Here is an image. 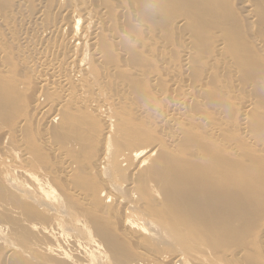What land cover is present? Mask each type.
Here are the masks:
<instances>
[{"label":"rangeland","instance_id":"obj_1","mask_svg":"<svg viewBox=\"0 0 264 264\" xmlns=\"http://www.w3.org/2000/svg\"><path fill=\"white\" fill-rule=\"evenodd\" d=\"M3 1L4 0H0V11L1 10L3 11V12L2 11L0 12V14L2 15V16L0 15V56H1L0 65H4L5 69L2 70L3 72H1V70H0V77L4 78L3 81H1L2 79L0 78V82H1L0 83V89L2 87L3 89L4 88L5 89L7 88V90H14L15 89L18 91H17V94L15 93V90H14V93L12 92L11 94H10V91H8V93L6 92V90H5V92L3 91L4 95H2V99H4V98L6 99L5 96H8L11 100V104H8L6 106L7 107L6 109L9 108V105H10V109H11V107H12V109L10 111L5 110L3 112V114L1 115L3 117H0V136H1L0 142L2 145V146H0V150H2V152H3L4 151L3 147L5 145L4 154H7L9 157H12L13 156L12 153L16 150L17 151L20 150L21 152L25 151L27 153L30 152L31 154L33 153L32 156H29V159L24 161V162H27L28 164L30 162L33 163L32 165H30L31 164L30 163L29 167H28V165L25 166L24 162H22V159H20L21 157H19L20 156L19 152H18V155L16 157L14 165L17 163L18 165H15V166L18 169H22V170L24 169V171L27 173V176H31L32 174H36L33 176H37V175L41 174V172H45L46 170L48 172V171H51L53 169L51 171V173L49 172L51 174L49 181H50V183L51 182L53 184L55 183L54 184L55 186H58V184L61 183L59 180V175L57 178L56 177L57 176L56 169H54V168L50 169L55 162V159L53 158L55 156H52V155H54L52 153L53 151H49L48 147L43 146L42 143L39 142L40 141L39 138L42 135V130L46 126L45 120H44V118H38V116H37L38 113L35 110H33L32 105L30 103L32 97L35 96L34 81L32 78H34L33 77L35 75L34 72H36L34 69L36 68V66L34 65L35 66L34 67L32 65L33 64L32 61L35 60V62H36V60H37L36 58H37V55L39 53V46L43 45L44 43L48 44V42L51 44H55L53 42H57V38L54 36H51V37H47V40H45L46 37L44 39H42L43 41L41 43V40H40L41 38H40L38 32H39V30H41L43 28H48V27L52 28L53 26H55L59 22L60 16H59V9L58 8H60V6H62V7L67 6L68 1L67 0H65V1L64 0H61V1L60 0H34V1L29 0L27 5H26L27 0H11V1L6 0L4 3H3ZM102 1H104V0H100V3L93 2V4L95 6L98 5L97 8L99 7V9L100 8L103 9L102 6L104 8L107 7V10H109V12L111 9V12L109 13V16H111V17H114L113 16L114 12H115V14L117 13L118 16H117V14L116 15L114 14L115 17L113 18L114 25H115L114 29H116L115 27L117 26V30H118L117 32H119V30L120 31L122 30L123 35H128V36H125V38L123 37V39L125 40L124 43L126 42L127 44H123L122 39L121 40L119 39L118 40L119 46H118V48H116V50H115V46H116L115 42L113 43L112 39H110V41H109L107 36H105L103 38L104 42L102 40L103 46L107 44V45H109V48H110V49L107 48V45L104 46L105 47V54L107 55V59L104 56L105 60L107 62L106 66H108V64H109V66L117 65V67H118V65H119V70H117V73H119V77H118V74H115L113 76V79H114L113 81H112V77H111L110 79H107L102 84V86L106 89L105 90L103 88L106 91L107 95L112 94L114 92L118 93V95L120 96V99H119L120 101H119V104L117 105L118 108L114 107V114L118 112L115 115H116V117L120 118V121L122 120L124 122V120H127V122L125 121L122 124L120 123V125H122V128L120 126L119 132L117 133L116 138H114L115 141L112 142L113 146L117 147L116 151H121V149L125 150V149H128L129 147L132 148V146L136 147L138 145H143V144L145 145V144L152 143L154 141H159V140L162 141V140L167 139V137H165L166 133L164 135L163 134L161 135V133L159 131H156V130H159V126L157 123L158 118H156V121H153L152 119H150L148 117L143 119L145 121H143L142 118L140 119L141 121L139 119L137 120L134 113H132L133 112V106L136 105L134 108H136V107L143 108L146 110V112H149V113L150 112L155 113L157 111L156 114H159L161 116L162 114L168 113V111L167 112H165V111L171 109L170 105H172L173 103H176V102L180 103L182 101L181 97L184 96V99H183L184 100V106L185 105L186 106H185V112L183 113L184 116L181 115L182 126H181V123H179V125H177L178 132H180V131L182 132L181 133L182 139L179 142L181 144H184L185 146L190 142H191V144H190L191 146L194 143L195 144V147H194L195 150L193 151V146H192V150H191L190 145L189 146L187 145V147H190V149L185 147L184 145H179L180 146L179 149L182 148L185 150L183 151L181 149L182 151L179 150L178 153L188 151L189 153L187 155L185 154L188 157L182 155L184 157H183V160H181L182 156H179L180 159L177 156V159L173 157L174 160H170L168 162L175 161V163H177V166L181 162L183 163V161H185V163H186L187 161L190 162L192 160L191 163H193L194 158L199 159V156H200L198 149H196V148H198V146H196V144H199V143H200V145L202 144L201 146H204V148L207 147L206 149L208 151L211 147H214L215 150L213 149L214 150L213 151L211 149L212 152H210V157H211L210 161L217 160V163L215 162L217 165L216 164L211 165L212 166V172L214 173V175H216V178L222 179V181L224 182L222 185L218 186L217 184L219 183V181H216L215 182L216 183L215 188L208 190L207 194H208L209 201H208V203H206V204H208V207L206 206L205 203H204V205H202V203H200L199 200H201V199L198 200L199 201L198 202L199 212L203 211V213H206V212L211 213L210 214L211 217H209V219L213 217V219H212L213 222H211V224H212V227L215 228V229L212 228V230H214V231L216 230L215 232L217 234H215L214 231L211 230V233H209V234H211L209 236L210 238H208V236H207L208 234L203 235V232H200V230H199L200 228L198 227L199 232L198 231L195 232L194 229L191 230V232L193 231L194 233H197V235H195L194 233H191L184 240L183 239L184 234H182L181 236H179L177 238V241L175 240V242H174V243L178 242L177 243L178 245L176 244L178 247L176 245L172 246L174 244V243H172V245L169 244L168 249L173 250L171 248H174L173 251H175V250L182 251L183 246L184 247H187V246L197 247V245H196L197 243H198V245H200V243H201V245L208 243V247L211 246L210 249L214 251V253H212L213 251L209 250L214 255V256H212V255L210 256L211 253H209L208 259L210 258V261L212 262L211 264H213L214 262L216 264H218V262H222L219 264H238L240 261L241 262L239 264H264V250H263V248H264V238H263L264 237L263 236V234H264V151H263L264 150V19L262 21V18H264V11H263L264 10V0H249V1L248 0H232V1L231 0H200V1H202V3H200L201 5H205V7L206 6L208 7V10L206 9V11L204 12V15L202 14L201 11H199L198 8L195 7V5L197 3L199 4L200 1L199 0L198 1L197 0H191L192 2L191 1L190 2L192 3V5H194L191 8L195 9V10L197 9L196 11L199 12L200 16L199 15L196 16L197 13H192L190 10L191 8L189 9V11H188V9L187 10L185 9L183 11V9L180 8L179 6H176L174 4L172 5V3H168L165 1L163 3L164 7H163V10L161 11V13H159V14L156 13L158 16H156L155 14L152 15L153 10H151V11L148 10V12L146 11L148 9V6H150V7L152 6L151 2L149 1L150 4L149 3L147 4L145 14L142 15V13H141L142 17H146V19H148V20H146L147 21V23H145L146 25L144 24L145 27L143 29L145 31L142 28H139V27L134 25L135 22H136V24L142 22L141 21L142 18H139L140 16L138 13V12H140V9L137 10V8L139 7V4H138L139 0H131L134 2H127V3H126V0L125 1H123V0H105L103 2L104 5H103V3H101ZM127 1H130V0H127ZM203 1H205V3H203ZM39 2H40V5H39ZM105 2H106V4H105ZM121 2H125V3H121ZM95 3H97V4H95ZM134 3L138 4V6L135 7L136 5ZM217 3H218V6H217ZM4 4H5V6H4ZM107 4H110L112 6H108ZM254 4H255V6H254ZM131 5H132V7L133 6L134 7L133 8L131 7V10H130ZM18 6H20V8H18ZM173 7L174 8L177 7L179 9H177V8L174 9ZM225 7H227V8H225ZM37 8H38V10H37ZM48 8H50V9H48ZM17 9L19 10V14H18ZM114 9H116V10L113 11ZM57 10H58V12H57ZM132 10H133L132 15H127V14H130V12H132ZM195 10H193V12H196ZM255 11H257V12H255ZM258 11H259V13H258ZM55 12H56V14H55ZM135 12L137 13L136 15H134ZM210 12H211V14H210ZM125 13H127V14L125 15ZM13 14H14V16H12ZM182 14H183V16H182ZM190 14H192L191 18L189 17ZM6 15L8 16V19H10L9 21H8V19H4V18H7ZM151 15L155 16L156 18H151L152 17ZM177 15H179V16H177ZM131 16H133L132 18H134L135 20L134 19L131 20ZM135 16H136V18H135ZM149 16H151V17H149ZM195 16H196V18H195ZM223 17H225V19ZM39 18H40V21H39ZM116 18L118 21H115ZM187 19H188V22H187ZM226 20H227V25L225 24ZM153 21H155L156 23H158V22L159 23L155 24ZM189 21H190V23H189ZM221 21H223V23ZM111 22H112V18H111ZM173 22H175V23H173ZM183 22H185V23H183ZM195 22H197V24H195ZM198 22H200V23H198ZM12 24H14V25H12ZM41 24H42V26H41ZM118 24H119V26H121V28L118 27ZM147 25H149V26H147ZM134 27H136L135 28L136 30L134 29ZM160 27L162 28V30L158 29ZM243 27H244V29H243ZM136 32L138 34L140 33L139 34L140 36L138 35L136 37ZM161 32H163V33L161 34ZM188 32H190V33L188 34ZM156 33L158 35H156L157 37L154 38ZM192 33H193V35H192ZM260 34H261V37H260ZM224 35H225V37H224ZM161 36H163V38L165 37L166 39H163ZM195 36H197L198 38ZM148 38H150V40ZM151 38H153V40H151ZM23 39H25L26 41ZM138 39H139V41H138ZM143 39H144L145 43L142 41ZM216 39L219 40V45L217 43L218 40L216 41ZM131 40H132V42H131ZM154 40H155V42H154ZM181 40H182V42H181ZM136 41H138V42H136ZM140 41H142V44H140ZM157 41L160 44L157 43V47H156L155 43ZM199 41H201V43H199ZM128 42H129V44H128ZM24 43H26V44H24ZM186 43H187V45H186ZM1 44H3L4 48H3V46H1ZM112 44H114L115 46L113 47ZM137 44H139L140 46L139 45L137 46ZM188 44H189V46H188ZM202 44H206V45L205 46L203 45V47H201ZM220 44H222V45H220ZM126 45L129 47L128 48L125 47ZM130 45H131V47H130ZM158 45H159V47H158ZM199 45H201V46H199ZM232 45H233V47H232ZM12 46H13V48H12ZM160 46H161V48H160ZM163 47L165 50L163 49ZM184 47H185V49H184ZM25 48H27V50ZM28 48H29V50H28ZM34 48H35V50H34ZM37 48H38V50H37ZM119 48H120V50H123L122 53L118 52ZM4 49L6 50L5 52L3 51ZM111 49H112V56H114V60H113V57L111 58V55L109 56V54H111ZM113 49H114V51H113ZM134 49L136 51L135 53H134ZM142 49H143V51H142ZM181 49H182V51H181ZM200 49H201V51H199ZM22 50L24 51L25 55L23 54ZM30 50L31 51L34 50L33 51L34 53L29 52V54H28V51H30ZM184 50H189L190 51L189 55L193 56V57L189 56V58L191 60L189 61V59H188V65L186 67L181 66L182 65L181 64V58H182L181 55H183L182 52H184ZM213 50H214V52H213ZM222 50H224V52ZM236 50H238L239 53H237ZM20 51H21V53H20ZM124 51L126 53L125 55L123 54ZM191 51H192V53H191ZM15 52H17V53H15ZM180 52H181V55H179ZM255 52L257 53L256 55H255ZM7 53H8V56H7ZM20 54H22V55L20 56ZM30 54H32V55H30ZM33 54H34V58L32 59L31 56H33ZM119 54H122L124 56L123 57L119 56ZM142 54H143V58H142ZM175 54H176V56H175ZM236 54H237V56H236ZM29 55H30V57H29ZM149 55H151V56H149ZM214 55L217 56V58H215ZM24 56L27 58L25 59ZM156 56L158 57L159 60L156 58ZM117 57H119V58H117ZM144 58H146V59H144ZM221 58H223V59H221ZM109 59H110V61H109ZM8 60H10V62ZM116 61H119L118 63H120V64H117ZM135 61L137 62L136 66H132V64H134ZM174 61H176V62H174ZM208 61H209V63H208ZM27 62H28L27 65L29 68L26 66ZM192 62H193V64H192ZM6 63L8 64V66ZM125 63H126V65H125ZM189 63H190V65H189ZM128 64H129V66H128ZM199 64L201 67L199 66ZM207 64H209V65H207ZM232 64H233V66H232ZM160 65H162V66H160ZM125 66H126V69H124ZM120 67H121V69H120ZM138 67H140V68L138 69ZM182 67L184 68L183 70H182ZM172 68L174 69V72L172 71ZM9 69L11 70V72H13V74L16 76V78L9 71ZM137 69H138V71H137L138 74L136 73ZM129 70H130V72H129ZM5 71H7V73ZM139 71H142L141 75H140ZM176 72H177V74L179 72L180 75L179 74L177 75ZM132 73H133V75H132ZM142 74H143V76H142ZM145 74H147L146 79L144 78ZM137 75H138V77H137ZM152 75L154 78H156V76H157L155 83H152L151 81L149 82V80H147V78L148 79L153 78ZM175 75H176V77H175ZM174 78H175L176 82L173 81ZM134 79H136V80H134ZM220 79H221V81H220ZM116 80L117 81L119 80L118 81L119 83L121 82L120 85H123L125 83L124 88L127 90L124 89V91L123 90L121 91L120 87L122 89V86L119 85V86H117L120 90V92H119V90L116 87V85L119 83H116ZM171 82H172V84L174 82V84L177 86H175L174 84L172 85ZM21 83H22V85H20ZM114 84H115V86H112ZM10 85L12 86V89H10L11 88ZM7 86L8 87L10 86V88H8ZM130 86H131V88H130ZM199 86H200V91L198 88ZM133 88H135V89H133ZM138 88H139V90L141 88L142 89L139 91ZM191 88H193V89H191ZM25 90H29L28 93ZM111 90H114V91L112 92ZM19 91L20 92L22 91L21 98L16 97V95L20 96ZM24 91H25V94H23ZM193 91H194V93H193ZM18 92H19V94H18ZM162 92H163V94H162ZM170 92H172V93H170ZM187 92L189 93V95L187 94ZM237 92H239V93H237ZM6 93H7V95H6ZM40 93H42V92H40ZM178 93H179V95H178ZM44 94H45L46 98L44 99V95H43L42 96L43 98H41L42 101H43V99L47 100V101H53L54 99L56 100V98H57L56 96L58 95V93H55V92L49 93L47 91ZM13 95H14V97H13ZM24 95H26V96H24ZM31 95H32V97L30 98L29 96H31ZM149 95H150V97H149ZM195 95H196V97H194ZM27 96H28V98H27ZM163 97H164V101H163ZM192 97H194V98H192ZM198 97H199L200 101H199ZM232 97H233V99H232ZM177 98L179 99V101H177L178 100ZM51 99H53V100H51ZM194 99H196V100L194 101ZM26 100L29 102V104H27ZM129 100H131V101H129ZM185 100H187V101H185ZM188 100H190V101H188ZM237 101L238 102L241 101V102L238 103ZM246 102L247 103L251 102V104L254 106H251V109L246 108L247 109L246 110L245 109V106L247 105ZM126 103H129V104L127 105ZM187 103H188V105H187ZM199 103H201V104H199ZM123 104H125V105H123ZM207 104L209 106H207ZM240 104H241V106H240ZM13 108L16 111H14ZM130 108H132V109H130ZM205 108H207V109H205ZM156 109H158V110H156ZM218 109H219V111H217ZM30 110H32V111H30ZM68 110L69 109L67 108V110L65 109V111L62 112V115H66V120L64 121V123L60 120H59L60 122L57 120L55 123L51 124L50 126H47L48 131L51 133V138H52L51 140L56 146L60 143V146L58 145V147L61 150L65 151V152L63 151V153H65V154H63V155H65L64 158L67 161L71 162L73 164V167H75L76 171L74 169V171H75L74 174L76 173V175H74V174L73 175L76 177L74 178V176H73V179H72L74 184L76 185V182H78L77 185H79V187H80V185H82V183L85 180V184L83 183V185L81 186L82 189L86 188L85 186L94 187L93 185L96 184L97 188L95 185L94 190L97 191L98 188L100 190L101 189L100 183L98 182L97 177L95 176L93 171L90 169V164L95 159V158H93L94 157L93 155L95 154L94 144H95V138L97 137L96 134H98V135L100 134L99 129H97V126H96V124H98V121H97V119L94 120L95 118L92 116L89 117L88 115H90V112H87L83 109L76 111V112H80L83 110V112H80L82 114V116H80V117L78 115L79 113L76 115V114H74L75 111H73V110L68 111ZM188 111H190V112H188ZM212 111H215V113H213ZM13 112H15V113L17 112V113L13 114ZM69 112H71L72 114H70ZM127 112H128V115H127ZM204 112H206V113H204ZM189 113H190V115H189ZM196 113H198V115L201 116L202 120L204 119L203 122H200L201 119H200V117L197 116ZM217 113L219 115H221V117H218ZM5 114H7V115H5ZM83 114H85V115H83ZM186 114H188V115H186ZM191 114H194V115L196 114L195 115L196 117L194 115L191 116ZM240 114H242L243 116H241ZM244 114H245V116H244ZM83 116H84V118H83ZM85 116H87V117L85 118ZM189 116L191 119L193 118L195 120V122L192 121L193 119L190 121L189 120L190 118H188ZM182 117H184V118L182 119ZM185 117H187V118H185ZM240 117H242L244 119L246 117V119L248 118L249 120L247 119V122H246V119H245L243 126H241L242 122H241ZM72 118H73V120H76L75 121L76 124H74L73 121H72L73 124L70 123ZM91 118H93V119H91ZM186 119H188L190 121V123L191 122L196 123L194 125L196 127H194V126H193L194 128L190 127L192 129L188 128L190 126V124H189V121L188 122L186 121ZM91 120H92V122H91ZM230 120H231V122H230ZM93 121L94 122L96 121L95 125H94ZM185 121L187 122L186 126L184 125V124H186ZM206 122H207V124L205 125ZM2 123L4 124V126ZM133 123L136 125H133ZM146 123L148 124V126H149V124H151L152 127H149V129H148L146 127L147 126ZM193 123H191V126L193 125ZM203 123L205 125L204 128H203V126H204ZM208 123L209 124L212 123V124H210L211 126L217 124V126L220 128V132L222 130L221 136L224 139L223 140L224 143L222 142V140L220 141V139H218L219 137L217 139L220 142L217 139H215V140H217L215 142V140H214L215 137L213 138L212 135L210 137L209 132L204 131L205 128L210 127V125H208ZM238 123H239V126H238ZM246 123H248V124H246ZM22 124H24L23 127L20 126ZM61 124H64V125L62 126ZM123 124L125 125V127ZM199 124H200V127H199ZM74 125H76V126H74ZM201 125H203V126H201ZM1 126H3V128ZM17 126H18V130L20 129L19 130L20 138L15 137V136H17L15 134L16 131H15V133H13L14 130L17 129ZM95 126H96V129L93 128ZM247 126L249 127V131H248ZM214 127H216V126H214ZM238 127H240V128L238 129ZM146 128H147L148 132H147V130H145ZM241 128L243 129V133L240 132V131H242ZM9 129L11 130L10 132H9ZM124 129H126V130L132 129V132L130 130L124 131ZM153 129H156V130H153ZM235 129L236 130L238 129V131H236ZM7 130H8V133H7ZM84 130L86 133H84ZM191 130H193V131H191ZM194 130H195V132H194ZM31 131L34 132L35 134L32 133ZM134 131L135 132L137 131V132L135 133ZM244 131H245V134H244ZM4 132L7 134V136L5 138L2 137L5 134ZM146 132H147L148 136L146 135ZM200 132H201V134H200ZM206 132H207V134H206ZM125 133H127V134H125ZM26 134H28V135H26ZM87 134H90V141H89V136ZM139 134H141V135H139ZM220 134H219V136H220ZM195 135H196V137H195ZM207 135H209L208 138H207ZM129 136H130V138H128ZM144 136L148 137V138H145ZM22 137L23 138L28 137V138H26V140L23 139V140H25L23 142L24 144H21V145H23L22 147L24 149L21 148V146H19V144H17L19 140H21V142H22ZM162 137H164L165 139ZM239 137L241 138V141H240ZM249 137H250V139H249ZM117 138H118V140H117ZM140 138H142V139H140ZM35 139L37 141H35ZM97 139H98V137H97ZM243 139L244 140L246 139L245 140L246 144H245ZM256 139L258 140V144H257ZM27 140L30 143H28ZM82 140H84V141H82ZM133 140H134V143H133ZM144 140H146L145 143H144ZM26 141H27V144L25 143ZM76 141H79V142L75 143ZM85 141H87V143H84ZM259 141H260V144L262 142L261 145L259 144ZM139 142H141V144H139ZM226 142H228V144ZM238 142H239V145H238ZM240 142H241V145H240ZM73 143H75V145ZM121 143H122V146L120 147ZM29 144H31V146H29ZM72 144H73V146H72ZM207 144L209 147L207 146ZM225 144H226V146L230 144L228 147L231 149L226 147ZM24 145H26V146L24 147ZM33 145L36 148H33ZM82 145L84 147H82ZM128 145H130V146H128ZM232 145L235 148L232 149ZM247 145L248 146L251 145V147L248 148ZM259 146H261V147H259ZM16 147L17 148L19 147V149H14ZM238 147H240L239 150H238ZM31 148L33 149V151ZM10 149H12V150H10ZM37 149H39L38 150L39 152H37ZM224 149L228 150V151H225ZM67 151H69V152H67ZM75 151H76V153H75ZM236 151H237V153L240 154L239 156H237V155L235 156V154H237ZM47 152L48 153L51 152V153L48 154ZM231 152L233 154L235 152V154L233 155V154H231ZM192 153H194V154H192ZM50 154H52L51 157L49 156ZM45 155H46V158L44 157ZM47 155L49 156L50 159L48 158ZM69 155H71V156H69ZM190 155H191V157H190ZM34 156H35V158H34ZM81 156H83V157H81ZM72 157L73 158L77 157V159H73ZM261 157H263V158L261 159ZM171 158H172V156H171ZM184 158H185V160H184ZM188 158H190V159L192 158V159L189 161ZM85 159H88V160H85ZM40 160H42V161L40 162ZM48 161H49V163H48ZM159 161H160V163L157 162L159 167L158 168L156 167V169L158 171H160L159 173L162 174L161 167L163 165H165V167L167 169L169 164H168L166 158H165V160L163 158V160H159ZM163 161H166L167 163H164ZM176 161H178V162H176ZM78 162H80V163H78ZM21 163H22V165H21ZM37 163H39V164H37ZM55 163L56 164L54 167L57 168L58 167L57 165H59V164H57V161ZM136 163H138V162H136ZM157 163H154V164H156V166H158ZM23 164H24V167H22ZM147 164H148V166L151 164V166L148 167ZM154 164H152V162L149 161L146 163V165L144 164L142 167H140L138 169L139 170L138 174L137 175L135 174L136 176H133V178L135 177L133 181H135V179H136V182H138V179H140L139 177H142L144 179V177L146 176L145 185H146V183H147V185L145 187L149 188L150 186L151 187L153 186V183H155V182L157 183V180H155L156 178L152 177L153 174H150L151 176H149V174H147L149 172H147V170H146L147 167L152 168V165L155 166ZM37 165H38V167H37L38 170L36 168ZM39 165L40 166L42 165V166L40 167ZM125 166H128L127 163L124 165V167ZM179 167H180V169H183L184 165L182 166V164H180L177 167V169ZM33 168H35V170H33ZM41 168H43V171ZM1 169L2 170L0 172L3 171V168H1ZM11 169H10V165H9L8 170H11ZM44 169H46V170H44ZM164 169L165 168L163 166L162 170L164 171ZM6 170H7V168H6ZM22 170H20V171L22 172ZM78 170H80V171H78ZM57 171L60 172V170L58 168H57ZM166 171L167 172L169 171L167 174L168 176H172L171 174L169 175V173H172V172H170V168H169V169L164 171L165 174H164V176L161 175L162 177L167 176ZM140 172H141V174H140ZM220 172H221V174H224V177H220V174H219ZM52 173H54V174H52ZM150 173H152V172H150ZM17 174L19 175L20 173H17ZM18 175L15 174V176H18ZM52 175H54V176H52ZM125 175H127V174H125ZM184 175L186 176L187 174L183 171L182 176H184ZM85 176H87V177H85ZM168 176L166 178H163V179H166L167 181H168V179H172L171 177L169 178ZM147 177H149V178L152 177L153 181L150 182V180H152V179L149 180V178H148V180H147ZM186 177H188V175ZM21 178L18 179V183H19V186L21 187V189H25L24 183L26 181H28L27 183L31 182V184L34 183L32 180V177L30 178L31 180L29 178H24V177H23V179H21ZM130 179H131V177H130ZM95 180H97V182ZM91 182H95V183L91 184ZM158 182L160 183V181H158ZM150 183L152 185L149 186ZM20 184H23V185H20ZM36 184H38V183L36 182L35 185ZM28 185H30V184H27V186ZM141 185L143 186V183ZM143 187L140 188V189H142V191L145 190L144 189L145 187L144 188ZM2 191H4L6 194L8 193L4 189V187L2 188L1 183H0V196H3L5 194V193L2 194ZM85 191H87V192H89V194H91V192L88 191V188ZM87 192H85V193L87 194ZM147 192H148V190H147ZM147 192H145L147 195L145 198H143L141 203L145 204V206H146L145 202H147V204L150 206L151 210L154 209L155 213H156V211L157 212L161 211L162 207L164 206V205L162 206L163 202L161 201L162 202V204H161V202L157 203L156 201H152V198H150L151 196L150 197L148 196L150 193L149 192L147 193ZM6 194L3 197H0V199H1L0 204H3V205L6 204V203H4V201H5L4 199L6 198L5 202H7L8 199L11 198L10 193H8L7 196H6ZM217 194L220 196L219 201L215 200V199H217V197L215 196ZM200 198H201V196H200ZM23 199L24 198H20V202H21V200L23 201ZM69 199L72 203H74L73 198H67L66 200L68 201ZM26 200L27 199H24V205L22 203H19L18 202L19 200H17L16 203L20 207H23L26 205V203H25ZM66 200H64V209L62 207L63 204L61 202L56 203L59 205V206L57 205V207H60V208L62 207V210L65 211V215H63V217L67 218L69 216V218H67L68 220L65 218H62L61 219L62 222L63 221L66 223L68 222V224H69V222L71 223V221L78 216H79L78 218H82V216H80V215H82V211H83V216L84 215L89 216V214H90V217H92L96 221L97 225L99 223L98 226L99 227L101 226V229H105L104 231L102 230L103 232H101V233H105V232L107 233L108 232L107 234H109L110 236L109 237L107 236V237L110 240H112V238H110L111 236L113 237V240L114 239H115V241L117 240L116 242H118V243H120V240H121L120 244H121L122 248L120 247V244H118V246H117V244L114 241L115 245L118 248H121V249L124 248V250H126V251L130 249L129 250L130 252H131V250L135 251L134 250L135 247L138 248L137 246L134 247V245H133V249L130 248V247H132V245L129 241H126L127 243L126 242L124 243L125 239H124V237H122L123 234L120 233V231H118V230H120L119 226L117 225L115 220L112 219V217H110V219H109V217L107 216L109 219V221H108L106 215H104L105 216L104 217L103 214H101V213H97L94 211L91 212V211H88V210H90L88 208L86 209V208L78 207L79 204H77L76 202L74 204H72L70 201L68 203H66L67 202ZM154 202L156 203V205ZM29 203H31V202L28 201L27 205H29V207H30L31 204H29ZM65 203L69 204V206L68 205L66 206ZM103 203H105V202L103 201ZM8 204L12 205L13 203H11V200H9V202H7L6 205H8ZM105 204L109 205V204H112V202L110 201L109 203H105ZM33 205H35V204H33ZM33 205H32L31 209H34L35 206L33 207ZM159 207L161 208V210ZM60 208H58V209H60ZM146 208L148 210L150 209L148 207H146ZM155 208H158L159 210H157ZM201 208L204 210H201ZM207 208H210L209 210H212V211H206L205 212V210ZM82 209H85V210H82ZM73 210H75V211L72 212V214H73L72 215L70 211H73ZM216 210H218L219 212H216ZM76 212L80 215H77ZM166 212H168V211H166ZM96 214L97 215L99 214L98 216H101V217L96 216ZM169 214L171 215V214H175V213H169ZM218 214H220V215H218ZM168 215L166 213L167 217H168ZM189 215H190L189 216L190 221H191V219L195 218L193 213H191ZM7 216L6 215L0 216V220L6 221V222H11V220L9 221L7 219L8 218ZM5 217H7V218L3 219ZM157 217L160 218V215H158ZM167 217H165V218H167ZM182 217H184V216H182ZM82 219L85 220L86 218L83 217ZM167 219H169V217ZM215 222L217 224H215ZM63 224L64 223L61 224V229H63L62 226H65V224L64 225ZM213 224L217 225V226L215 227ZM167 226H165V227H167ZM21 228H22V230H21L22 233H19L20 231H16L17 229H15V232H12L11 237L16 238V237H13V233H14L15 236L17 234V237L19 238V240H22L24 237V234L26 235V232L23 233L24 227L21 226ZM223 228L225 230H223ZM20 229H18V230H20ZM108 230H110V231H108ZM114 230H115V232H114ZM25 231H28V230L25 229ZM32 233H30V231H28L27 236H29V237H27V236H25V237L29 238V240L23 239V241H22V242H25V240H26V243L28 241V244H26V245L24 244L26 247H27V245H28V247H31L32 243L34 244V242H36V240H37L36 239L37 237L36 238L34 237L36 240H33L34 238L32 235H34V232H32ZM73 233H66L65 232V234H70L71 236H73ZM199 233H202V234H199ZM212 233L215 234L213 237H211ZM259 234H261V235H259ZM92 235L93 234H91V237L94 236V235L93 236ZM200 235H201V237H200ZM21 236H23L22 239H20ZM34 236H36V235H34ZM205 236H207V237H205ZM180 237H182V239ZM217 237H219V238H217ZM18 238L15 239V241L18 244L21 243L20 245L22 247H24V245L22 244L21 241H20V243L17 241ZM141 238L142 237H140L139 241L141 240ZM179 238H180V240H184V242L183 241L180 242ZM207 239L219 240V241H217V243L214 244V241H213V243H211L212 240H207ZM87 240H90V239L88 238V239H85L86 242H84V240L81 242H84L87 245V242H88ZM142 240H146V242L142 241L143 242L142 244L145 245L149 239L148 240L142 239ZM195 240L197 242L196 244L194 243ZM151 241L152 240H149L148 241L149 243H147V245H149V244H150V246H151V244L157 245L155 241H152V242ZM187 241H190V243L193 244V246H191V244L189 242L185 243ZM192 241H194V242H192ZM260 241L261 242L263 241V243H261ZM182 242L184 245L182 244ZM10 243H11V240L8 237L1 236V244L10 245ZM127 244H128V246H127ZM212 244H214V245H212ZM147 245H145L147 250L152 251L154 249L155 252H157L156 250H158V252H162L163 250L167 251V247H165L166 245L164 246L163 244L162 245L160 244L161 246L158 245L159 249H157L158 248L157 246H154V247L152 246L153 248L150 249V248H148ZM259 245L261 246V248ZM163 246H164V248H163ZM161 247H162V249H160ZM175 247H176V249H175ZM179 247H180V250H178ZM65 249H63V250L67 251L70 248L67 249V247L65 246ZM159 250H162V251H159ZM183 250H185V249H183ZM135 252H138V253L137 254L134 252L129 253L127 251V253L131 254V256H132V254H134V255L136 254L138 256L140 255L138 249ZM219 252H222V253H219ZM233 252H235L234 257H235V255L237 256V257H235L236 260L233 257ZM1 253H2V251H0V264H3L4 263L3 260H4L5 255L3 256ZM241 254H242V256H241ZM134 255H133V257H134ZM219 257L221 258L222 261L220 259H218ZM223 258H225V259H223ZM215 260H217V262ZM205 263L210 264L207 259H205ZM196 264H198V263H196ZM199 264H201V263H199Z\"/></svg>","mask_w":264,"mask_h":264},{"label":"bare ground","instance_id":"obj_2","mask_svg":"<svg viewBox=\"0 0 264 264\" xmlns=\"http://www.w3.org/2000/svg\"><path fill=\"white\" fill-rule=\"evenodd\" d=\"M5 1L6 0H4L3 3ZM8 1H11V0H8ZM67 1H68V5L67 6H65V7L60 6V8H58L59 9V16H60L59 17V22L55 26H53L52 28L51 27L43 28V29L39 30V32H38V34H39V36L41 38L40 39L41 40V43L43 41L42 39H44L46 37L45 40H47V37H51V36L56 37L57 38V42H53L55 44H51V43L48 42V44L44 43L43 45L39 46V53H38L37 58H36L37 60H36V62H35V60L32 61L33 64L31 63L33 66L34 65L36 66V68L34 69L36 72H34L35 75L33 76L34 78H32L33 81H34V93H35V96L32 97L33 94L31 96H29L30 98L32 97L30 103L32 105L33 110H35L38 113V115H37L38 118H44V120H45L46 126L42 130V135L39 138V140H40L39 142L42 143L43 146L48 147V150L49 151H53L52 153L54 155L50 154L49 156L50 157H51V155L52 156H55L53 158L55 159V162L57 161V164H59V165H57L58 166L57 168L60 170V172L57 171V168L54 167L55 164H56L55 162H54L53 166L50 169H52V168L56 169V173H57V176L56 177L58 178V175H59V180H60L61 183L58 184V186H55L54 185L55 183L54 184L52 182L50 183V181H49L50 180L49 178L51 176L50 173H51V171L53 169L51 171H48V172H47L46 169H44L46 171L45 172H41V174H39L40 176L39 175L33 176V175H36V174H32L31 176H27V173L24 171V169L23 170L22 169H18L15 166V165H18L17 163L14 165L15 160H16V157L18 155V152L20 154L19 157H21L20 159H22V162H24L25 160L29 159V156H32L33 153L31 154L30 152L27 153L25 151H22L21 152L20 150H18V151L17 150L16 151L13 150L14 151L12 153L13 156L12 157H9L7 154H4L5 145L3 147L4 148V151L2 152V150H0V171L2 170L1 168H3V171L0 172V183H1L2 188L4 187V189L8 193H10V197L11 198L10 199L7 198L8 199L7 202H9V200H11V203L14 204V205L13 204L12 205H9L10 204L9 203L8 205H6L7 204V202H5L6 201V198L4 199L5 200L4 203H6V204H4V205L3 204H0V213H1L0 216H2V215H4V216L6 215L7 216L8 215L7 216L8 218L5 217L3 219H6L7 218L9 221L11 220V222H6V221H1L0 220V251H2L1 254L3 256L5 255L4 260H3V262H4L3 264H196V263H198V264L199 263L204 264L205 263V259H207L208 262L211 264L212 262L210 261V258L208 259L209 253H211V251H213V250L210 249V247H211L210 245L211 244L209 245L210 247H208V243H206L207 245L206 244H202L201 245V243H200L201 241H200L199 242L200 245H198V243L195 240V242L194 241H192V242H194L195 244L197 243L196 244L197 247H194L193 244L190 243V241H191L190 240V241H187L185 243H188L189 242L191 244V246H193V247H190V246L184 247L183 246V249H185V250L182 249V251H177V250L173 251L174 248H171V247L170 248L173 249V250H169L168 249L169 248L168 246H169V244L172 245V243H174L175 240L177 241V238L179 236H181L182 234H184L183 239L185 240L191 233H194L193 231L191 232V230L194 229V231L196 232V231H198V227L200 228L199 229L200 232H203V235H207L208 234L207 235L208 238H210L209 236L211 234H209V233H211L212 228L215 229L214 227H212V224H211V222H213L212 221L213 217L209 219V217H211V215H210L211 213L206 212V211H212V210H209L210 208H207L205 210L206 213H203V211L202 212H199V206H198V202L199 201H200V203H202V205H204V203L205 204L208 203V201H209L208 194H207L208 193V190L215 188V184H216L215 182L216 181H219V183L217 182L218 183L217 184L218 186L219 185H222L224 183L222 181V179L216 178V175H214V173L212 172V166L211 165H213V164L215 165L217 163V160L210 161L211 160L210 152H212V150L214 149V147H211L209 149V151H208L206 149L207 147L204 148V146H201L202 144L201 145H200V143L199 144H196V146H198V148H196V149H198V152H199V155H200L199 156V159L197 158L198 159L197 160L196 158H194V162L193 163H191V161H192L191 159L193 157L191 159L188 158V160L189 161L191 160V161L190 162L187 161L186 163H185V161H183V163H182L179 160L181 162L180 164H182V166L184 165L183 169H180V167L177 169V167L180 164L177 166V163H175V161L168 162L170 160H174V158L177 159V156L179 158V156H182V155L186 156L189 153L188 151L179 152L178 153V151L182 149V148L179 149V147H180L179 145H184V144H181L179 142L182 139L181 138V133L182 132L181 131L178 132V127H177V125H179V123H181V126H182L181 115L184 116L183 113L185 112V106L186 105L184 106V100H183L184 99V96H183V97H181L182 101L180 103L176 102V103H173L172 105H170L171 106V109L168 108L169 110H166L165 111V112L168 111V113L167 114L166 113L165 114H162L161 116L159 114H156L157 111L155 113H153V112H150L149 113V112H146V110L143 109V108H140V107L134 108L136 106L134 104L135 106H133V112L132 113H134V115L136 116L137 120L138 119L140 120L141 118L143 120L144 118L148 117V118L152 119L153 121H156V118H158L157 119V123H158V126H159V130H156V129H153V130L159 131L161 133V135L162 134L164 135L166 133L165 137H167V139H165L164 137H162L165 140H162V141L161 140H159V141H154L153 140L154 142L149 143V144L138 145L136 147H133L132 146V148L129 147L130 149L128 148V149H125V150H122L121 149V151H116V148L117 147H114L113 144H112V142L115 141L114 138H116V135L119 132L120 126L122 128V125H120V123L122 124L125 121L127 122V120H124V122L122 120L120 121V118L119 117H116V115H115L118 112L114 114V107L118 108L117 105L119 104V101H120L119 100L120 99V96L118 95V93L117 92L116 93L114 92L112 94L107 95L106 94V91H105L106 89L102 86V84L107 79H110L111 77H112V81H113L114 80L113 79V76L115 74H118V77H119V73H117V70H119V65H118V67H117V65H115V66L114 65L109 66V64H108V66H106L107 62L105 60V57L107 59V55L105 54V47L104 46H106L107 44L103 46L102 40L104 42V39L103 38L105 36H107V38L109 39V41H110V39H112L113 43L115 42V45L117 46L116 47L114 44H112L113 47L115 46V50H116V48H118V46H119V44H118L119 43V41H118L119 39L120 40L122 39L123 44H127L126 42L124 43L125 40L123 39V37L125 38V36H128V35H123L122 34V30L121 31L119 30V32H117L118 31L117 30V26L115 27L116 29H114V26L115 25H114L113 18L115 17V15L117 13L115 14V12H114V14H115V15L113 14L114 17H111V16H109V13L111 12V9H110V12H109V10H107V7L104 8L102 6V8L104 9L103 10L101 8L99 9V7L97 8L98 5L95 6L93 4V2L100 3V0H67ZM104 1H102L101 3H103ZM123 1H125V0H123ZM149 1L151 2L152 6L151 7L148 6V9L146 10V6L149 3ZM164 1L165 2H168V3H172V5L174 4L176 6H179L180 8L183 9V11L185 9L186 10L188 9V11H189V9L194 6V5H192V3H191L192 1L191 0H139L138 1L139 7L137 8V10L140 9V12H138L139 13V16H140L139 18H142L141 21L143 23L140 22V23L136 24V22H135L134 25L137 26V27H139V28H142L143 29L145 27V25H146L145 23H147L146 20H148V19H146V17H142V15L145 14V10L147 12H148V10L149 11L153 10L152 15L155 14L156 16H158L156 13H158V14L161 13V11L163 10V7H164V4H163ZM28 2H29V0L26 1V5H27ZM127 2H134V1H131V0L130 1H127L126 0V3ZM97 3H95V4H97ZM121 3H125V2H121ZM200 3H202V1H200L199 4L197 3L195 5V7L198 8L199 11H201L202 14L204 15V12L206 11V9L208 10V7L207 6L205 7V5H201ZM203 3H205V1H203ZM105 4H106V2H105ZM134 4L136 5L135 7L138 6V4H136V3H134ZM39 5H40V2H39ZM103 5H104V3H103ZM107 5L108 6H112L110 4H107ZM4 6H5V4H4ZM217 6H218V3H217ZM254 6H255V4H254ZM131 7H132V5L130 6V10H131ZM18 8H20V6H18ZM175 8H177V7H175ZM225 8H227V7H225ZM48 9H50V8H48ZM177 9H179V8H177ZM37 10H38V8H37ZM115 10L116 9H114L113 11H115ZM190 10H191L192 13H197L196 16L199 15V12L196 11L197 9L195 10V9H192L191 8ZM193 10H195L196 12H193ZM17 11H18V14H19V10L18 9H17ZM57 12H58V10H57ZM255 12H257V11H255ZM132 13H133V10H132V12H130V14L125 13V15L126 14L127 15H132ZM141 13H142V15H141ZM258 13H259V11H258ZM55 14H56V12H55ZM136 14L137 13L135 12L134 15H136ZM210 14H211V12H210ZM12 16H14V14ZM117 16H118V14H117ZM151 16H149V17H151ZM177 16H179V15H177ZM182 16H183V14H182ZM196 16H195V18H196ZM110 17L112 18V22H111V18ZM132 17L133 16H131V20L134 19ZM189 17L191 18L192 17V14H190ZM135 18H136V16H135ZM151 18H156V17L155 16H152ZM223 18L225 19V17H223ZM4 19H8V16H7V18H4ZM263 19L264 18H262V21H263ZM9 20L10 19H8V21ZM39 21H40V18H39ZM115 21H118L117 18H116ZM153 22L155 24H158L159 23V22L156 23L155 21H153ZM187 22H188V19H187ZM221 22L223 23V21H221ZM173 23H175V22H173ZM183 23H185V22H183ZM189 23H190V21H189ZM198 23H200V22H198ZM195 24H197V22H195ZM225 24L227 25V20H226V23ZM12 25H14V24H12ZM41 26H42V24H41ZM147 26H149V25H147ZM118 27L121 28V26H119V24H118ZM135 28L136 27H134V29ZM158 29L159 30H162L161 27L158 28ZM243 29H244V27H243ZM162 33L163 32H161V34ZM189 33L190 32H188V34ZM139 34L136 32V37ZM156 35H158V34L156 33L155 36H154V38L157 37ZM192 35H193V33H192ZM161 37L163 38V36H161ZM195 37H197V36H195ZM224 37H225V35H224ZM260 37H261V34H260ZM148 39L150 40V38H148ZM163 39H166V38L164 37ZM218 39H216V41ZM23 40H25V39H23ZM151 40H153V38H151ZM138 41H139V39H138ZM138 41H136V42H138ZM142 41L144 42V39ZM142 41H140V44H142ZM158 41L155 43V46L156 47H157V43H159ZM131 42H132V40H131ZM154 42H155V40H154ZM181 42H182V40H181ZM199 43H201V41H199ZM217 43L219 45V40L217 41ZM24 44H26V43H24ZM128 44H129V42H128ZM138 45L139 44H137V46ZM186 45H187V43H186ZM203 45L205 46L206 44H202V46L201 45H199V46L203 47ZM220 45H222V44H220ZM1 46H3V44H1ZM188 46H189V44H188ZM125 47L128 48L129 46L126 45ZM130 47H131V45H130ZM158 47H159V45H158ZM232 47H233V45H232ZM3 48H4V46H3ZM12 48H13V46H12ZM107 48H109V45H107ZM120 48H119V51L118 52L119 53H122L123 50H120ZM160 48H161V46H160ZM25 49L27 50V48H25ZM163 49H164V47H163ZM184 49H185V47H184ZM28 50H29V48H28ZM34 50H35V48H34ZM34 50L28 51V54H29V52L34 53L33 52ZM37 50H38V48H37ZM3 51L5 52L6 50L4 49ZM113 51H114V49H113ZM142 51H143V49H142ZM181 51H182V49H181ZM199 51H201V49ZM222 51L224 52V50H222ZM236 51H237V53H239L238 50H236ZM135 52L136 51L134 49V53ZM189 52H190L189 50H184V52H182L183 55H181V52L179 54V55L182 56V58H181V64L182 65L181 66H183V67H186L188 65V59H189V61L191 60L189 58V56H190L189 55ZM213 52H214V50H213ZM8 53H7V56H8ZM15 53H17V52H15ZM20 53H21V51H20ZM191 53H192V51H191ZM23 54H24V51H23ZM123 54L124 55L126 54L125 51L123 52ZM256 54L257 53L255 52V55ZM21 55L22 54H20V56ZM30 55H32V54H30ZM30 55H29V57H30ZM110 55H111V58L113 57V60H114V56H112V49H111V54H109V56ZM124 55L119 54V56H122V57ZM149 56H151V55H149ZM175 56H176V54H175ZM236 56H237V54H236ZM31 57L33 59L34 58V54ZM190 57H193V56H190ZM214 57L217 58V56H215V55H214ZM0 58H1V56H0ZM24 58L26 59L27 57L24 56ZM117 58H119V57H117ZM142 58H143V54H142ZM156 58L158 59L157 56H156ZM144 59H146V58H144ZM221 59H223V58H221ZM8 61L10 62V60H8ZM109 61H110V59H109ZM116 62H117V64H120V63H118L119 61H116ZM174 62H176V61H174ZM136 63L137 62L135 61V63L132 64V66H136ZM208 63H209V61H208ZM27 64H28V62L26 63V66L28 67ZM192 64H193V62H192ZM125 65H126V63H125ZM189 65H190V63H189ZM207 65H209V64H207ZM7 66H8V64H7ZM128 66H129V64H128ZM160 66H162V65H160ZM199 66H200V64H199ZM232 66H233V64H232ZM183 67H182V70L184 69ZM139 68L140 67H138V69ZM4 69H5L4 65H0L1 72H3L2 70H4ZM120 69H121V67H120ZM124 69H126V66H125ZM138 69L136 70V73L137 74H138V72H137ZM9 71L11 72L10 69H9ZM172 71L174 72V69L173 68H172ZM5 72L7 73V71H5ZM129 72H130V70H129ZM139 72H140V75H141V72L142 71H139ZM11 73L13 74V72H11ZM176 74H177V72H176ZM178 74H179V72H178ZM132 75H133V73H132ZM142 76H143V74H142ZM137 77H138V75H137ZM146 77H147V74H145V77L144 78L146 79ZM152 77H153V75H152ZM175 77H176V75H175ZM15 78H16V76H15ZM1 79H2L1 81L4 80V78H1ZM136 79H134V80H136ZM156 79H157V76H156V78H154V77L151 78V79H148L147 78V80H149V82L151 81L152 83H155ZM118 81L116 80V83H119ZM173 81L176 82L175 81V78H174ZM220 81H221V79H220ZM174 82H173V84H174ZM120 83L117 84L116 87L119 86ZM124 84L123 85H120V86H122V89L120 87V90L121 91L122 90L124 91V89H125L124 88ZM171 84H172V82H171ZM20 85H22V83ZM10 86L9 87L7 86V87L10 88ZM112 86H115V84L112 85ZM175 86H177V85H175ZM130 88H131V86H130ZM198 88H199V91H200V86ZM10 89H12V86H11ZM117 89L119 90L118 87H117ZM133 89H135V88H133ZM191 89H193V88H191ZM5 90H6L7 93H8V91H10V94H11L12 92L14 93V90L15 89L14 90H7V88L6 89L5 88L3 89L1 87V89H0V117H3L1 115L3 114V112L5 110H7V111L9 110L10 111L12 109V107L10 109V105H9V108L6 109L7 108L6 106L8 104H11L10 98L8 96H5L6 99L5 98H4L5 100L2 99V95H4ZM120 90H119V92H120ZM125 90H127V89H125ZM138 90H139V88H138ZM17 91L18 90H15V93L16 94H17ZM25 91H27V93H28L29 90H25ZM25 91H24L23 94H25ZM46 91L49 92V93L50 92H52V93L53 92L58 93V95L56 96L57 97L56 100L55 99L54 100L51 99L53 101L44 100L46 98L45 97V94H44ZM111 91L113 92L114 90H111ZM19 92H18V94H19ZM40 92H42L43 94L40 93ZM7 93H6V95H7ZM21 93H22V91L20 92V96H18V95L15 94L16 97H20L21 98ZM170 93H172V92H170ZM193 93H194V91H193ZM237 93H239V92H237ZM162 94H163V92H162ZM187 94L189 95L188 92H187ZM43 95H44V99L42 101L41 98H43L42 97ZM178 95H179V93H178ZM24 96H26V95H24ZM13 97H14V95H13ZM149 97H150V95H149ZM194 97H196V95ZM194 97H192V98H194ZM27 98H28V96H27ZM198 99H199V97H198ZM232 99H233V97H232ZM190 100H188V101H190ZM195 100L196 99H194V101ZM129 101H131V100H129ZM163 101H164V97H163ZM177 101H179V99ZM185 101H187V100H185ZM199 101H200V99H199ZM239 102H241V101H239ZM27 104H29L28 101H27ZM126 104L128 105L129 103H126ZM199 104H201V103H199ZM123 105H125V104H123ZM187 105H188V103H187ZM207 106H209V105L207 104ZM240 106H241V104H240ZM251 106H254V105L251 104V102L250 103H247V105L245 106V109L246 108L247 109H251ZM67 108L70 111L71 110L75 111L74 114H76V115L79 113L78 114L79 117L82 116V114L80 112H83V110H85L87 112H90V115H88V116L89 117L92 116V117L95 118L94 120L97 119V121H98V124H96V126H97V129H99L100 134L99 135L96 134L97 137H98V139H97V137L95 138V144H94L95 154L93 155L94 156L93 158H95V159L91 162L90 169L93 171V173L97 177V180L100 183V186H101L100 188L101 189L99 190V188H98L97 191L94 190L96 184L93 185L94 187H87V186L84 185L86 188H84V187L83 188L85 190L88 188V191H90L91 194H89V192H87V191H85L84 189L81 188V186L83 185V183L85 184V180L82 183V185H80V187H79V185H77L78 182H76V185L78 187L74 184V182H73L72 179H73V176L76 175V173L74 174V172L76 171V169H75V167H73V164L71 162L67 161L64 158L65 157V155H63V154H65V153H63L64 150H61L58 147V145L60 146V143L56 146L52 142V140H51L52 139L51 138V133L47 129V126H50L51 124L55 123L57 120L58 121L60 120V121H62L64 123V121L66 120V115H62V112L65 111V109L67 110ZM81 109H83V110L80 111V112H76V111H79ZM130 109H132V108H130ZM205 109H207V108H205ZM13 110H14V108H13ZM156 110H158V109H156ZM14 111H16V110H14ZM30 111H32V110H30ZM217 111H219V109ZM188 112H190V111H188ZM212 112L215 113V111H212ZM16 113L13 112V114H16ZM69 113L72 114L71 112H69ZM204 113H206V112H204ZM85 114H83V115H85ZM196 114L201 119V116H199L198 113H196ZM5 115H7V114H5ZM127 115H128V112H127ZM186 115H188V114H186ZM189 115H190V113H189ZM192 115H194V114H191V116ZM240 115L243 116L242 114H240ZM244 116H245V114H244ZM86 117L87 116H85V118ZM218 117H221V115L218 114ZM83 118H84V116H83ZM183 118L184 117H182V119ZM185 118H187V117H185ZM188 118H190V116ZM91 119H93V118H91ZM192 119L190 118L189 120L191 121ZM240 119H241V122H242L241 126H243V123H244V120L246 119V117H245V119L242 118V117H240ZM247 119H246V122H247ZM189 120L186 119L187 122ZM201 120H200V122H203L204 119L202 121ZM72 121H73L74 124H76V122H75L76 120H73V118H72L71 121H70V123H72ZM143 121H145V120H143ZM190 121H189L190 126L188 125L189 126L188 128H190V127H192V128L196 127V126H194L196 123H193V122H195V120L194 119L192 120L193 121V122H191V123H193L192 126H191ZM91 122H92V120H91ZM187 122H186V124H184L185 126L187 125ZM207 122L205 123V125L207 124ZM230 122H231V120H230ZM95 123H96V121L94 122V125H95ZM200 124H199V127H200ZM210 124H212V123H210ZM210 124L208 123V125H210ZM246 124H248V123H246ZM23 125L24 124H22L20 126L23 127ZM61 125L63 126L64 124H61ZM133 125H136V124L133 123ZM203 125H204V123H203ZM203 125H201V126H203ZM205 125L203 126V128L205 127ZM3 126H4V124H3ZM3 126H1V127L3 128ZM74 126H76V125H74ZM96 126L93 127V128L96 129ZM214 126H216V127H214ZM238 126H239V123H238ZM124 127H125V125H124ZM146 127L149 129V127H152V126H151V124H149V126L147 124ZM147 128L145 130H147ZM192 128H190V129H192ZM239 128L240 127H238V129ZM238 129L237 130L235 129V130L238 131ZM19 130H18V126H17V129L14 130V132H13V133H15V131H16L15 134L17 136H15V137L20 138ZM129 130L128 129L127 130L124 129V131H129ZM10 131L11 130L9 129V132ZM130 131L132 132V129ZM191 131H193V130H191ZM204 131H208L209 134H210V137H211V135L213 136V138L215 137L214 140L219 137L218 139H220V141L222 140V142H223L224 139L221 136L222 135V133H221L222 130L220 132V128L217 126V124H215L213 126L210 125V127L209 128H205ZM248 131H249V127H248ZM147 132H148V130H147ZM147 132H146V135L148 136ZM194 132H195V130H194ZM240 132L243 133V129ZM7 133H8V130H7ZM32 133H34V132H32ZM84 133H86L85 130H84ZM125 134H127V133H125ZM200 134H201V132H200ZM206 134H207V132H206ZM219 134H220V136H219ZM244 134H245V131H244ZM4 135L2 137L5 138L7 136V134L5 133ZM26 135H28V134H26ZM87 135L89 136V141H90V134H87ZM139 135H141V134H139ZM208 136L209 135H207V138H208ZM23 137H22V142H21V140H19L18 143H17V144H19V146H21V148H23L22 147L23 145H21V144H24L23 142L26 140V138H28V137H26V138H23ZM195 137H196V135H195ZM0 138H1V136H0ZM128 138H130V136ZM145 138H148V137H145ZM23 139H25V140H23ZM140 139H142V138H140ZM249 139H250V137H249ZM117 140H118V138H117ZM217 140H215V142ZM245 140H244V142L246 144V141ZM27 141L25 142L26 144H27ZM35 141H37V140L35 139ZM82 141H84V140H82ZM145 141L146 140H144V143H145ZM240 141H241V138H240ZM78 142L79 141H76L75 143H78ZM28 143H30V142L28 141ZM75 143H73V144L75 145ZM84 143H87V141H85ZM133 143H134V140H133ZM226 143L228 144V142H226ZM73 144H72V146H73ZM139 144H141V142H139ZM190 144H191V142L188 143L187 145L189 146ZM257 144H258V140H257ZM259 144H260V141H259ZM261 144H262V142H261ZM187 145L186 146L184 145V146L187 147ZM229 145L226 146V144H225L226 147H228ZM238 145H239V142H238ZM240 145H241V142H240ZM251 145L250 146L247 145V147L249 148V147H251ZM0 146H2L1 145V142H0ZM25 146L26 145H24V147ZM29 146H31V144H29ZM121 146H122V143L120 144V147ZM128 146H130V145H128ZM192 146H193V151H194L195 150V148H194L195 147V144L193 143ZM192 146H191V150H192ZM207 146H208V144H207ZM82 147H84V146L82 145ZM259 147H261V146H259ZM33 148H36V147L33 145ZM187 148L190 149V147H187ZM233 148H235V147L232 145V149ZM239 148L240 147H238V150H239ZM14 149H19V147L18 148L16 147ZM229 149H231V148H229ZM10 150H12V149H10ZM38 150L39 149H37V152H39ZM182 150L184 151L185 149H182ZM32 151H33V149H32ZM225 151H228V150H225ZM67 152H69V151H67ZM49 153H51V152H49ZM75 153H76V151H75ZM236 153H237V151H236ZM192 154H194V153H192ZM231 154H233V153L231 152ZM234 154H235V152H234ZM236 155L239 156L240 154L237 153V154H235V156ZM35 156H34V158H35ZM49 156H48V158H49ZM69 156H71V155H69ZM171 156H172V158L173 157L174 158L172 159ZM184 156L181 157V160H183V157ZM44 157L46 158V155ZM81 157H83V156H81ZM186 157H188V156H186ZM190 157H191V155H190ZM163 158H164V160H165V158L167 159V162L169 164L168 167L170 168V172H172V173H169V175L171 174L172 176H168L167 174H168L169 171L168 172L166 171L167 172L166 175L169 178L170 177L172 178V179H168L167 178L168 181L166 179H163V178H166L167 176L166 177H162L161 175L164 176V174H165L164 171L167 170V169H169V168L167 167V169H166L165 165H163L165 169L163 171L162 170L163 169V166L161 167L162 174L159 173L160 171H158L156 169V167L157 168L159 167V165H158L157 162L160 163L159 160H163ZM262 158L263 157H261V159ZM73 159H77V157L76 158L74 157ZM85 160H88V159H85ZM184 160H185V158H184ZM41 161L42 160H40V162ZM149 161H151L152 164L157 163L158 166H156V164H154L155 166L152 165V168H148V167L151 166V164L149 166L147 164L148 167H147L146 170H147V172H149L147 174H149V176H151L150 174H153L152 177L153 178H156L155 180H157V183L156 182L153 183V186L152 187L150 186V185H152L150 183L149 184L150 187L148 188V187H145L147 185V183L145 185L146 176L144 177V179L142 177H139L140 179H138V182H136V179H135V181H133L134 178H135V177L133 178V176H136L138 174V172H139L138 169L140 167H142L144 164L146 165V163L149 162ZM136 162H138V163H136ZM163 162L164 163H167L166 161H163ZM176 162H178V161H176ZM39 163H37V164H39ZM48 163H49V161H48ZM78 163H80V162H78ZM126 163H127L128 166H125L124 167V165ZM24 164H25V166L28 165V167H29V164L27 162H24ZM24 164H23L22 167H24ZM32 164L33 163H31L30 165H32ZM9 165H10V169L12 168L11 170H8ZM21 165H22V163H21ZM37 167H38V165L36 166V168ZM6 168H7V170H6ZM41 169L43 171V168H41ZM74 169H75V171H74ZM20 170H22V172ZM33 170H35V168H33ZM37 170H38V168H37ZM78 171H80V170H78ZM183 171L188 175V177H186L187 175L186 176L185 175L182 176ZM150 172H152V173H150ZM17 173H20L19 175L22 178ZM15 174L18 175V176H15ZM52 174H54V173H52ZM125 174H127L128 176L125 175ZM140 174H141V172H140ZM219 174H220V177H224V174H221V172ZM52 176H54V175H52ZM18 177L21 178V179H23V177L24 178H29V179L32 177V180H33L34 183L33 184H31V182L27 183L28 181H26L24 183L25 184L24 185L25 186V189H21V187L19 186V183H18V179H19ZM75 177L76 176H74V178ZM85 177H87V176H85ZM130 177H131V179H130ZM152 177L151 178L147 177V180H148V178H149V180L152 179V180H150V182H152L153 181V178ZM97 180H95V181L97 182ZM158 181H160V183ZM36 182L38 184L35 185ZM26 183L27 184H30V185L27 186ZM92 183L94 184L95 182H91V184ZM142 183H143V186L145 188L141 185ZM20 185H23V184H20ZM141 187H143L145 190L148 188L147 190L150 193L148 196L149 197L151 196L150 198H152V201H156L157 203L158 202H161V201L163 202V204L161 202L162 206L164 205L162 207V210L159 207L161 211H158V212L156 211V213H155L154 212V209L152 208L153 210H151V208L147 204V202H145L146 203V206H145V204H142L141 203L142 200H143V198H145L146 195H147L145 193V192H147V190L146 191L144 190L145 191L144 192V191H142V189H140ZM96 188H97V185H96ZM85 192H87V194ZM3 193H5V192L2 191V194ZM7 194H6V196H7ZM3 196H0V197H3ZM200 196H201V198H200ZM215 196L217 197V199H215V200L219 201L220 200V196L218 194L215 195ZM20 198L27 199L26 202H25L26 203L25 206H23L24 205V199H23V201L21 200V202H20ZM67 198H73V202L74 203L76 202L77 204H79L78 207L86 208V209L88 208V209H90L88 211H91V212L94 211V212H97V213H101V214H103V216L104 215H106V217L108 216L109 219H110V217H112V219H114L115 222L117 223V225L119 226V229L120 230H118V229L117 230L120 231V233L123 234L122 237H124V239H125L124 243L126 241H129L131 243V245H132V247H130V248H132V249H133V245H134V247L137 246L138 248L135 247L134 250L137 251V249H138L140 255L139 256L136 255L138 252H135V251H132L131 250L132 253L133 252L136 253L135 254L136 256L134 254H132V256H131V254H129L131 252L129 251L130 249L128 247L127 248L129 250H127V251L129 253H127V251L124 250V248L121 249L122 248L121 247V244H120L121 243V240H120V243H118V242H116L117 240L116 241H115V239L113 240V237L111 236L110 238H112V240H113L112 241V240H110L108 238L110 236L109 234H107L108 232L107 233L105 232L107 235L105 233H101L105 229H101V226L100 227L98 226L99 223L97 225L96 221L92 217H90V214H89V216H87V215H84L83 216V211L82 210H85V209H82L81 210L82 211V215H80V214H78L76 212L77 215L82 216V218L83 217L86 218L85 220H83L82 218H78L79 217L78 216L75 219H73L71 221V223L69 222V224H68V222L67 223L64 222V221L62 222L61 219L62 218H65V217H63V215H65V211L62 210V207L64 209V200H66ZM199 199H201L202 201L199 200ZM17 200H19L18 201L19 203H22L23 204V205L21 204L23 207H20L16 203ZM102 200L105 203H109L111 201L112 204L107 205V204L103 203ZM28 201L31 202V203H29V204H31L30 207H29V205H27ZM69 201H70V199L66 203H68ZM59 202H61L63 204V206L61 208L60 207H57L58 204H56V203H59ZM0 203H1V201H0ZM74 203H72V204H74ZM33 204H35V205H33ZM32 205H33V207L35 206L34 209H31L32 208ZM67 205L69 206V204H66V206ZM155 205H156V203H155ZM206 206L208 207V204H206ZM146 207H148L150 209L148 210ZM58 208H60V209H58ZM155 209L159 210L158 208H155ZM75 210L70 211L71 214ZM201 210H204V209L201 208ZM166 211H168V212H166ZM216 212H219V211L216 210ZM166 213H167V215L169 213H175V214H171V215L169 214L168 215L169 219H167L168 217L166 216ZM191 213L194 214V217L195 218L194 219H191V221H190V218H189L190 215L189 214H191ZM98 215L96 214V216H98ZM158 215H160V218L161 219L157 217ZM218 215H220V214H218ZM182 216H184V217H182ZM98 217H101V216H98ZM108 217H107V219H108ZM165 217H167V218H165ZM67 218H69V216ZM67 218H65V219H67ZM109 219H108V221H109ZM62 223H64V224L66 223L67 224V225L65 224V226H62L63 229H61V224ZM215 224H217V223L215 222ZM21 226L24 227L25 229H27L28 231H30V233L34 232V235H36V236L32 235L33 234L32 233L31 235L33 236V238L34 237L35 238L37 237L36 238L37 240L35 238L33 239V240H36V242H34V244L32 243L31 247H28V245H27V247L25 246L26 244H28V241L26 243V240H29V238H26L25 237V236H27V232L28 231H25L24 228H23V233L26 232V235L24 234V237L21 236L20 239H22V237H23V239H26L25 242H22L23 239L22 240H19V238L17 237V234L15 236L14 233H13V237H16V238H12L11 237L12 236V232H15V229H17L16 231H20L19 233H22L21 232V230H22ZM165 226H167V227H165ZM214 226L216 227L217 225H214ZM18 229H20V230H18ZM223 230H225V229L223 228ZM108 231H110V230H108ZM212 231H214V230H212ZM215 231H214V233L217 234ZM65 232L66 233H73L74 232V233H73V236H71L70 234H65ZM114 232H115V230H114ZM214 233H212V236L211 237H213L215 235ZM91 234H93L94 236L92 235L93 237H91ZM194 234L197 235V233H194ZM199 234H202V233H199ZM259 235H261V234H259ZM1 236L8 237L11 240L10 245H3V244H1ZM207 236H205V237H207ZM263 236H264V234H263ZM27 237H29V236H27ZM140 237H142L141 240H140L141 242L139 241ZM200 237H201V235H200ZM17 238H18L17 241L19 243L21 241L23 245L25 244L24 247H22L20 245L21 243L18 244L15 241V239H17ZM88 238L90 240H87L88 242H87V245H86V243H84V242H86L85 239H88ZM180 238L182 239V237H180ZM180 238H179V240H180ZM217 238H219V237H217ZM82 239L84 240V242H81V241H83ZM142 239H147V240L149 239V240H152V241H155L156 242L157 245L151 244V246H150V244L147 245V243H149L148 242L149 240L147 241V243L145 245H147L148 248H150V249L153 248L154 246H157L158 248L157 247L156 248L159 249V246L158 245H160V244L162 245L163 244L164 246L166 245L165 247H167V251H165V250H163V251L162 250H159V251H162V252H158V250H156L157 252H155L154 249L152 251L151 250H147V248L145 247V245L142 244L143 243L142 241L146 242V240H142ZM184 240H180V242L181 241L184 242ZM207 240H212V239H207ZM114 241L117 244V246H118V244H120V247L121 248H118L115 245ZM213 241H214V244H216L217 241H219V240H212L211 243H213ZM183 242H182V244H183ZM177 243L178 242L174 243L172 246L176 245ZM261 243H263V241ZM214 244H212V245H214ZM65 246L67 247V249L68 248H70V249L67 250V251H65L66 250L65 249ZM127 246H128V244H127ZM164 246H163V248H164ZM62 248L65 249V250H63ZM260 248H261V246H260ZM160 249H162V247ZM175 249H176V247H175ZM178 250H180V247L178 248ZM209 250H211V251H209ZM263 250H264V248H263ZM212 253H214V251ZM212 253L210 254V256L211 255L214 256ZM219 253H222V252H219ZM234 253L235 252H233V257H234ZM133 255H134V257H133ZM241 256H242V254H241ZM235 257H237V256L235 255ZM218 259L221 260L220 257ZM223 259H225V258H223ZM235 260H236V258H235ZM215 261L217 262V260H215ZM219 263H222V262H218V264ZM213 264H216V263L214 262Z\"/></svg>","mask_w":264,"mask_h":264}]
</instances>
